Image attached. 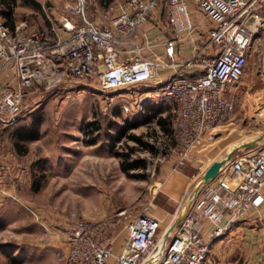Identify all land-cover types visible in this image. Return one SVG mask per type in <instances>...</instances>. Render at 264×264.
Wrapping results in <instances>:
<instances>
[{"label": "built area", "instance_id": "built-area-1", "mask_svg": "<svg viewBox=\"0 0 264 264\" xmlns=\"http://www.w3.org/2000/svg\"><path fill=\"white\" fill-rule=\"evenodd\" d=\"M126 1V6L109 2L101 24L88 12L87 0H65V11L57 18L50 16L51 34L30 26L26 19L11 26L0 15V72L18 78L17 85L6 84L0 90V118L16 123L25 95L42 84L95 72L101 89L149 82L145 90L136 91L137 108L145 101L160 104L170 98L173 134L184 144L176 164L184 161L206 130L229 121L233 86L247 55L264 52V0H196L211 24L195 52L180 62L194 69L176 70L160 81L158 69L167 61L141 51L134 41L139 25L160 2L175 25L176 37L193 31L197 23L184 0ZM124 42L132 44L135 54L118 60ZM165 51L172 53L173 39L167 40ZM202 173L203 169L192 186L191 201L176 209L161 231L154 215L124 206L98 218L77 216L55 228L43 222L47 231L64 235L56 251L60 264H202L209 252L201 231L203 220L211 221L212 235H218L263 199L264 144L226 159L207 180ZM118 226L126 229V235L120 251L113 254V231Z\"/></svg>", "mask_w": 264, "mask_h": 264}, {"label": "rangeland", "instance_id": "rangeland-1", "mask_svg": "<svg viewBox=\"0 0 264 264\" xmlns=\"http://www.w3.org/2000/svg\"><path fill=\"white\" fill-rule=\"evenodd\" d=\"M40 1L41 7H36L28 0H17L13 11L15 22L26 19L30 26L49 32L50 16L57 18L60 15L65 0ZM148 83L137 84L134 88L101 89L98 75L93 72L50 86L42 84L28 91L18 119L23 114L32 121L37 119L39 135L36 140L42 148L52 147L53 153L51 163L37 165L32 183L22 185L20 195L6 196L0 203V264H60L56 253L60 246L57 242L59 232L47 231L43 222L55 228L77 216L98 218L122 206L133 212L146 210L154 216L164 215V221L173 218L179 208L175 211L176 206L160 196L165 171L182 168L192 173L187 191L201 175L205 164L204 148L199 142L193 144L184 162L175 165L184 144L160 129L152 115L153 110L161 115L169 113V103L145 101L141 107L135 106L136 91L145 90ZM233 92L234 112L230 124L239 126L242 123L245 134H253L264 143L263 51L249 52ZM124 104H128L127 109ZM148 114L150 117L146 119ZM90 118H97L101 125L98 166L92 165L91 149L79 156V162H75L74 155L71 164H57L55 148L65 144L70 149L76 148L77 144L82 146L88 134L85 123ZM134 120L138 124L128 130L145 133L144 137L154 143V149L135 143L125 135L111 140L106 133H114L121 123ZM111 142L115 148L124 147L126 142L136 144L131 154L146 160V167L136 170H144L146 175H126L119 167V158L109 150ZM74 151L77 150H71ZM96 155L94 157L98 158ZM124 232L116 240L113 254L120 251L126 229Z\"/></svg>", "mask_w": 264, "mask_h": 264}, {"label": "crops", "instance_id": "crops-1", "mask_svg": "<svg viewBox=\"0 0 264 264\" xmlns=\"http://www.w3.org/2000/svg\"><path fill=\"white\" fill-rule=\"evenodd\" d=\"M184 1L192 18L197 23L193 31H183L176 37L175 25L169 19L165 6L160 2L149 12L148 18L139 25L134 38V41L141 45V51L144 54H156L167 61L164 66L158 69L157 80L159 81L166 79L179 69L187 72L193 71L194 67H182L180 62L195 52L196 47L206 37V30L211 24L196 0ZM109 2H116L122 6L127 5L126 0H87L88 12L101 24H105L104 12ZM64 11L63 5V10L59 14L61 15ZM48 31L47 33L51 34L50 27ZM169 39H173V51L171 54L165 51V45ZM131 46L130 42H124L119 45L118 60L129 59L135 54L130 49ZM6 84L17 85V76L0 72V90ZM169 101L170 98L164 100L166 103H169ZM167 107H169V104ZM232 118L233 114L226 123L206 130L194 143L196 145L199 142L204 148L205 164L203 171L213 159L224 158L225 161L228 159V154H230V157L237 156L255 151L253 148L264 144L255 135L245 134L242 123L239 126L237 123L230 124L233 122ZM31 121L26 114H23L14 124H7L0 118V203L6 196L20 195L22 191L20 187L32 183L38 164L46 165L51 163L52 147L42 148L36 140L38 133L34 136L26 135V125H29ZM55 149V155L58 160L56 163L63 165L71 164L74 155H76L75 162H79V156L83 155L85 150L91 149L93 151V157L90 158L92 165L98 166L99 142L86 143L83 141L82 146L77 144L76 148L73 149H70L66 144L57 146ZM95 149H97V152H95ZM71 150L77 151L72 153ZM196 150L198 151L199 148L197 147ZM95 154H97L98 158L94 157ZM182 163L176 164L175 162V165H181ZM191 176L192 173L182 168H169L166 170L164 181L161 185L162 192L160 196L162 199H165L170 205H175L176 209L182 205H187V202L191 201L192 187L187 191L185 190L186 186L191 182ZM260 191L263 194L261 202L237 216L220 234L212 235V222L207 219L203 220L201 231L209 242V252L202 264H264V183L261 185ZM165 212L169 213L171 211L166 209ZM155 217L157 218L160 231L171 220L164 221V215H155ZM124 230L125 228L122 226L114 229L113 247L116 244V240L125 233ZM57 237H59L57 238L58 244H62L64 235L58 233Z\"/></svg>", "mask_w": 264, "mask_h": 264}, {"label": "trees", "instance_id": "trees-1", "mask_svg": "<svg viewBox=\"0 0 264 264\" xmlns=\"http://www.w3.org/2000/svg\"><path fill=\"white\" fill-rule=\"evenodd\" d=\"M36 7H41L42 2L40 0H28ZM17 3V0H0V15L2 18L11 26L15 24V20L13 17L14 6ZM153 116L155 115V122L158 124L160 129L169 135L171 134L174 137L173 129L170 121V113L161 115L156 114L155 110H153ZM151 115V117H152ZM150 117V115H146V119ZM138 124V121H126L118 125L115 129L114 133H108L111 140L119 139L122 135H125L127 138L133 139L135 143H139L149 149H154V143L147 140L144 137L143 132H134L132 130H128L130 127ZM27 133L26 135L34 136L37 135L38 127H37V119L31 121L29 125H26ZM25 128V127H24ZM100 129L101 125L98 123L97 118H90L85 123V130L88 134L84 137V142L86 143H95L100 141ZM98 130L97 132H95ZM136 148V144L126 142L124 147L115 148L113 146V142L109 144V150L113 155H116L119 158V167L124 171V173L128 176L133 177H143L146 175L144 170H136L138 168L146 167V160L140 156H133L131 153Z\"/></svg>", "mask_w": 264, "mask_h": 264}, {"label": "water", "instance_id": "water-1", "mask_svg": "<svg viewBox=\"0 0 264 264\" xmlns=\"http://www.w3.org/2000/svg\"><path fill=\"white\" fill-rule=\"evenodd\" d=\"M227 158H230V154L227 155ZM224 162V158L213 159L204 169L202 177L207 180L210 177L214 176L218 171L219 166Z\"/></svg>", "mask_w": 264, "mask_h": 264}]
</instances>
